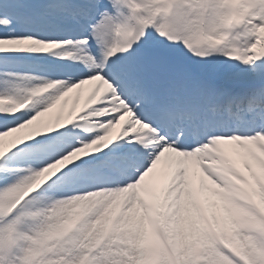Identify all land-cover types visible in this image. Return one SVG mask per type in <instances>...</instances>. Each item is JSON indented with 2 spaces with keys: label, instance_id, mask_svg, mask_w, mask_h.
Wrapping results in <instances>:
<instances>
[{
  "label": "snow or ice",
  "instance_id": "6c2138e0",
  "mask_svg": "<svg viewBox=\"0 0 264 264\" xmlns=\"http://www.w3.org/2000/svg\"><path fill=\"white\" fill-rule=\"evenodd\" d=\"M0 264H264V0H0Z\"/></svg>",
  "mask_w": 264,
  "mask_h": 264
},
{
  "label": "rangeland",
  "instance_id": "374dc122",
  "mask_svg": "<svg viewBox=\"0 0 264 264\" xmlns=\"http://www.w3.org/2000/svg\"><path fill=\"white\" fill-rule=\"evenodd\" d=\"M69 107H71V104H69Z\"/></svg>",
  "mask_w": 264,
  "mask_h": 264
}]
</instances>
